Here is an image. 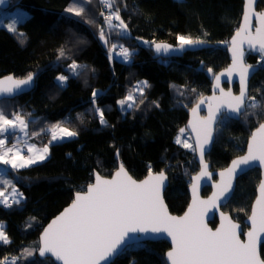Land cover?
Instances as JSON below:
<instances>
[{
    "label": "trees",
    "instance_id": "16d2710c",
    "mask_svg": "<svg viewBox=\"0 0 264 264\" xmlns=\"http://www.w3.org/2000/svg\"><path fill=\"white\" fill-rule=\"evenodd\" d=\"M10 5L21 6L29 16L15 32L0 25V77L11 74L23 78L33 73L35 78L29 92L0 100V107L8 117H12L11 113L22 115L31 133L48 138L46 130L61 122L78 135L49 144L44 161L11 171L14 186L24 198L19 205L9 204L10 207L0 202V221L5 223L4 231L9 237V243L0 242V262L56 264L49 257L39 258L35 251L44 224L71 202L75 192L86 189L93 171L109 176L118 161L138 179L149 173V166L152 172L164 170L169 178L164 192L166 203L171 212L180 214L188 202L189 176L198 165L193 151L177 144L175 137L181 128L185 129L190 107L210 93L214 74L229 62L226 48L238 27L242 0H112L109 11L120 9L121 18L128 24V35H117L115 29L109 32L102 19L100 0H11ZM262 6L259 0L257 9ZM69 7H84L83 16L68 13ZM100 27H105L109 46L115 41L117 47L131 50L128 62L110 58L108 49L98 40ZM158 31L213 45L175 50L168 57L156 56L152 42ZM138 37L149 40L148 45L138 44ZM61 47L66 49V55L58 60ZM74 60L88 66L81 69L79 78L72 77L67 69ZM259 60L260 55L246 56L247 63ZM59 75L69 76L64 88L57 86ZM144 81L148 86L141 95L137 86ZM93 90L100 92L96 106L104 109L108 126L100 125L93 109ZM249 90V96L264 106V62L251 78ZM129 92L133 93L134 106L126 107L123 113L117 102ZM248 111L257 114H249L247 119L241 115L239 120L220 118L214 143L206 155L211 169L223 168L242 153L251 131L264 121L260 108ZM258 180L256 168L238 178L231 199L223 207L234 219L242 221L247 216ZM208 192L205 187L203 194ZM215 223L216 220L210 222L212 226ZM168 248L166 240L133 243L111 264H166L164 252ZM25 249L33 254L28 256ZM261 256L264 259V243ZM5 258H12V262Z\"/></svg>",
    "mask_w": 264,
    "mask_h": 264
},
{
    "label": "snow or ice",
    "instance_id": "6c2138e0",
    "mask_svg": "<svg viewBox=\"0 0 264 264\" xmlns=\"http://www.w3.org/2000/svg\"><path fill=\"white\" fill-rule=\"evenodd\" d=\"M85 3H91V0H83ZM109 9H112V0H101ZM4 0H0V4ZM249 6L253 5V0H247ZM77 17L84 14V7H69L66 9ZM104 23L109 32L118 30L117 35H125L128 32V24L121 18L120 9L109 11L107 15L102 11ZM259 26L255 28V33L251 32L250 13L244 12V24L236 31L232 38L233 45V65L229 70L239 72L240 91L239 95L233 96L231 92L223 93L221 103L215 110L209 106V115L206 119L191 123L193 131L197 132L195 146L190 144L187 139L183 142L178 137L177 144H181L186 149H191L199 154V163L202 165L200 177L210 178L212 173L207 171L208 164L205 162L206 145L212 140V123L218 118L217 113L221 107L231 113L242 115L245 119L249 114L256 115V112L249 113L248 109L260 108L261 115H264V106L256 97L248 95V78L250 69L255 70L254 65L243 63V51L238 47L239 42H247L249 47L260 53V60L257 64L264 62V12L256 14ZM119 23L114 24L113 20ZM18 23L13 19L12 24L8 25V30L15 32V25ZM91 23H94L92 21ZM243 34V35H242ZM18 35L23 36L22 33ZM98 38L104 43H109V38L105 33V27H100ZM179 49L185 46L204 43L201 40H193L184 35H178ZM80 43L81 41H77ZM23 44V39L20 40ZM148 43V42H145ZM154 43L155 52L161 51L167 53L173 50L172 45L163 43ZM120 51L117 54L124 62H128L133 55L128 48L119 46ZM117 45L113 44L109 49V55ZM57 59L66 55V49H58ZM87 69L86 65H79L75 60L67 66L68 72L74 78L82 75L81 69ZM95 71V69H90ZM212 72V69H208ZM69 76L59 75L56 77L59 88L66 87ZM219 82L220 76H216ZM34 84V74L29 73L23 79H14L12 75L0 79V93L12 94L30 88ZM148 86L147 81L140 82L137 91L143 95L144 87ZM193 91H195L193 89ZM100 95L98 90L92 92V104L95 113L98 115L101 126H108L105 119L104 109L96 106V97ZM183 95V93H181ZM251 101V103H246ZM143 103V100H141ZM205 103L203 99L192 109L195 113L201 104ZM122 111L134 106V96L129 94L124 99L118 101ZM155 106H159L153 102ZM13 118L9 119L5 109L0 107V134L8 133L14 135L17 130L24 132L28 128V123L19 113H11ZM31 115V114H29ZM83 122V121H81ZM57 122L51 126V141L65 142L78 135L77 131L70 130L68 127L60 126ZM41 131H44L42 129ZM180 133L184 134L185 129L181 128ZM38 135V133H33ZM5 139H0V165L10 166L11 169H27L47 158L48 146L45 145L39 152H34V146H29L27 151L29 155H24L17 148L16 144L4 148ZM9 153L12 155L9 156ZM118 155V153H117ZM258 161L264 166V123H260L255 132L252 133L248 143V153L232 162V166L221 172L222 182L215 187L218 191L214 192L207 201L198 200L195 192L198 184H193V200L188 211L181 217L169 215L167 208L161 196V189L164 187L166 174L164 170L159 173H153L149 166L148 176L137 182L125 170L123 164H120L118 170L112 179H104L100 175H95V183L87 187V191L76 192L74 199L69 207L57 216L51 223L44 228L41 242L35 251H38L41 257L46 253H51L57 260L63 264H101L102 261H109L116 256L130 241H136V236L130 233L142 234H160L167 233L171 237L173 247L167 252V258L171 264H264L257 252V241L261 233H264V181L259 185L260 195L252 208L251 215L248 217L251 227L247 232L240 230V225L234 223L225 214L221 213L222 223L219 228L212 231L204 223V216L208 212V205L217 207L221 198L226 199L232 188L231 177L236 173L241 165H249ZM227 174L228 179L223 180ZM200 177L196 179L199 180ZM25 178H21L23 180ZM7 183V181H4ZM13 193L17 189L13 187ZM2 195V193H0ZM24 196L22 192L18 193V198L14 196L13 202L19 205ZM6 206L7 200L4 201ZM31 227V225H29ZM246 236V241L241 240L240 236ZM0 242L9 243V237L2 227H0ZM28 256L32 251L25 249ZM7 260V258H5ZM2 264V262H0Z\"/></svg>",
    "mask_w": 264,
    "mask_h": 264
},
{
    "label": "water",
    "instance_id": "95a60500",
    "mask_svg": "<svg viewBox=\"0 0 264 264\" xmlns=\"http://www.w3.org/2000/svg\"><path fill=\"white\" fill-rule=\"evenodd\" d=\"M258 2H259V0H253V5L249 6L247 4V0H242V12H241V16H240V20H239V24H238L237 29L244 24V12L247 10L250 13L251 32L253 34L255 33V28L257 26H259V21L256 18V14H258L260 12H264V0H262L263 6L260 9H257ZM10 3H11V0H4V3L0 4V9L5 10V9L9 8L10 7ZM237 29L232 33V35L228 39V44H227V48H226L227 49L228 58H229L228 64L224 68L220 69L219 71H217L214 74V76L212 78L210 93L199 97L196 100V102L190 107V109L188 111V117H187V120H186V123H185V129H186L187 133L189 134V136L191 138L193 146H195V139H196V136H197V132L192 130L191 123L199 121V120L206 119L208 117V115H209V106L211 105V108L213 110H215L217 105L221 103V98L223 97V93L231 92V94L233 96L239 95V91H240L239 72L238 71H232L231 74L229 75V70L232 68V65H233L232 38L236 35ZM237 39H238V47H239V49L241 51H243V63L246 64V65H254V66H256L255 70L250 69V75H249V78H248V95H250V90H249L250 80L253 77V75L258 71L259 65L257 63H247L246 62V56H247L248 53H250L252 55H260V53L258 51H256L255 49L250 48L246 41L243 42V43H240L239 42L240 38H237ZM98 40H99L100 44L102 45V47L105 50H107L108 49V44H104L99 38H98ZM157 43H163V42H157ZM163 44H168V43H163ZM168 45H172L173 46V50H171V51H169L167 53H165L163 51H161L160 53H156L155 52V47L153 45V50H154L155 55L156 56H161V57H168V56H171L175 50H186V49L195 50V49H200V48H208V47H211L213 44L204 42V43H201V44L185 46V48H183V49H179V47L177 45H173V44H168ZM9 75H11V74L1 76L0 79H3L4 77L9 76ZM216 76H220L219 82L216 80ZM13 78L14 79H23L25 77L16 78V77L13 76ZM34 78H35V76H34ZM234 85L237 86L236 90L234 89ZM32 88H33V86L30 87V88H25L23 91L14 92L12 94H2V93H0V100L6 99V98H14V97H16V96H18L20 94L29 92ZM221 89H223V93L221 92ZM201 99H203L205 101V103L201 104L200 107L197 109V111L195 113H193L192 109L194 107H196V105L200 102ZM246 103H247V101H246ZM223 116H226L227 118H230V119L239 120L241 115H238V114H235V113H231V112L227 111V109L224 108V107H221L220 112L217 113V117L218 118L212 123V126H211L212 130H213L212 131V140L209 142L208 145L205 146L206 147L205 162L208 164L207 171L212 173V175H211L210 178L200 177V172L202 170V165L199 163V154H198V152L194 153V159H195V161H196V163L198 165V169H197V171L195 173H193V174H191L189 176V184L187 185L188 202H187L186 207L184 208V210L180 214L171 212L169 207H168V205H167V203H166V200H165V197H164V192H165V190H166V188H167V186L169 184V178H168V174L164 171L165 174H166V180H165V183H164V187L161 189V196H162L163 202H164V204H165V206L167 208V211H168L169 215L176 216V217H181V216H183L185 214V212L188 211V208L192 204V200H193V184H198V188H197V190L195 192L196 198L198 200H201V201L209 200L212 197L213 193L218 191V188L215 187V186L221 184V182H222V177L220 176V173L221 172H226V170L232 166V162L234 160H237V159L247 155V153H248V143H249V140L251 138L252 133L256 131V129L259 127L260 123H264V121L260 122L251 131L250 135L248 136V138L246 140L245 148H244V151L242 153L232 157L231 160L227 163V165L224 166L223 168L211 169V163L206 159V155L210 152V150L212 148V145H213L214 140H215V129H216V126H217L220 118H222ZM31 120L35 121L36 119L34 118V119H31ZM117 153H116V159L119 160V155H117ZM120 164H122V163L120 161H118L116 169H114L113 172L111 173V175H109V176H104V175L100 174L97 171H93L92 180H91L90 183L87 184L86 189L84 191H87V187H88L89 184L95 183V175L96 174L100 175L104 179H109V180L112 179L113 176L115 175V172L118 170ZM124 168L128 172V174L134 180H136L137 182L144 180L148 176V173H147L144 177L138 179V178H135L127 170V168L125 166H124ZM255 168L259 170V180H258V183H257V185L255 187V195H254V197H253V199L251 201L250 209H249V212H248L247 216H245L242 221H238V220L234 219L233 216L231 215V213L229 211L225 210L223 207L231 199V197H232V195H233V193L235 191L238 178L241 175H243V174L247 173L248 171L253 170ZM159 172L160 171H156V172H153V173L155 174V173H159ZM197 177H200L199 180L196 179ZM227 179H228V176L226 174L225 177L223 178V180H227ZM262 181H264V166L260 165V163L258 161L253 162L252 164H249V165H241L237 169L236 173L231 177L232 188L230 189V194H226L227 198L226 199L221 198V200L218 202V206L217 207H212L211 204L208 205V209L209 210L204 216V223L207 225V227L209 229H211L212 231H215L217 228H219L221 226V223H222L221 213H223L228 218H230L234 223L240 225V230L242 232H247L249 230V228L251 227V224H250V221L248 220V217L251 215L252 208H253V206L256 203L257 197L260 195L259 185H260V183ZM205 187L209 188V192L207 194H203V189ZM75 193L73 195V199H74ZM72 200H71V202H72ZM71 202L69 204H67L66 206H64L56 215H54L53 217H51L50 219H48L46 221V223L44 224V226H43V228H42V230H41V232L39 233V236H38L39 245H40V242H41V236H42L44 228H46L48 226V224L52 222V220H54L57 216H59L64 211L65 208L69 207ZM213 220H216V223H215L214 226H212L210 224V222L213 221ZM243 225H245V227H243ZM129 235L136 236L138 238V240L128 242L126 245L123 246L122 250L126 246H128L130 244H133V243L146 242V241L152 242V241H157V240H166L168 242V244H169V248L164 252V259H165L166 264H171V261L168 260V258H167V252L171 250V248L173 247V244H172L171 237L167 236V233L147 234V235L142 234V233H134V234L130 233ZM240 239L246 241L247 238H246V236L241 234ZM263 243H264V233H261L259 238H258V241H257V252H258V255H259L261 260H264L262 258V256H261V245ZM122 250L120 252H122ZM120 252L116 256L110 258L109 261H107V262L102 261L101 264H111L114 261V259L120 254ZM37 255H38L39 258L49 257L56 264H63L62 261L57 260L56 257L53 256L51 253H46V255L44 257H41L39 255L38 251H37Z\"/></svg>",
    "mask_w": 264,
    "mask_h": 264
},
{
    "label": "crops",
    "instance_id": "0c3cea01",
    "mask_svg": "<svg viewBox=\"0 0 264 264\" xmlns=\"http://www.w3.org/2000/svg\"><path fill=\"white\" fill-rule=\"evenodd\" d=\"M50 138L51 136L47 138L42 134L33 135V133H31L28 128L24 132L17 130L16 133L12 135V140H5L6 143L4 148L6 149L8 147H11L13 144H16L17 148H19L23 152V154L26 155V153H28L27 148L29 146H34V152H39L44 148V146H42L43 144H45L44 140H48L47 144H51L49 143L51 141ZM0 139H4L3 137L1 138V134ZM11 155L12 154L9 153V156ZM13 170L14 169H11L10 166L0 165V193H2V195H0V202L3 204H5V200H7V204H15L13 202V198L14 196L18 198L19 190L14 186V181L11 173V171ZM4 181H7V183H4ZM13 187L18 190L15 194L12 191Z\"/></svg>",
    "mask_w": 264,
    "mask_h": 264
},
{
    "label": "rangeland",
    "instance_id": "374dc122",
    "mask_svg": "<svg viewBox=\"0 0 264 264\" xmlns=\"http://www.w3.org/2000/svg\"><path fill=\"white\" fill-rule=\"evenodd\" d=\"M28 16H29V13H28L24 8H22L21 6H19V5H10V7L7 8V9H5V10L0 9V25L8 30V25L12 24L13 19H16V20L18 21V23L15 25V28H16V30H17V26H18V24H20L21 22H23ZM117 23H119V22H117ZM9 31H10V30H9ZM128 34H129V33L127 32V34H125V35H128ZM154 39H155V42H163V43H168V44H173V45L179 43V41H178V39H177V36H173L172 34L165 33V32H162V31H158V32L155 34V38H154ZM136 41H137L138 44H141V45H143V46L148 45V43H149V40H147V39H145V38H141V37H138V38L136 39ZM145 42H148V43H145ZM113 44L117 45L115 41H113L112 43H110V46H109V48H108V52H109V49H111V47H112ZM118 46H119V45H118ZM126 47H127V46H126ZM126 47H125V48H126ZM114 51H115V49L112 51V53H114ZM129 51H131V50L129 49ZM114 56H115V58H117V59H119V60H122V59H121L116 53H115ZM122 61H123V60H122ZM129 94H132V95H133V93L129 92V93H127L124 97L120 98L118 101L124 99V98L127 97ZM247 103H248V101H247ZM117 104H118V102H117ZM118 107H119V109L122 111L121 106H120L119 104H118ZM125 109H126V107H125ZM125 109L122 111L123 113L125 112ZM8 118L11 119V118H13V117H8ZM222 118H223V117H222ZM222 118H221V119H222ZM56 124H57V123H56ZM60 126L65 127V126L62 125V124H60ZM186 132H187V131H186ZM2 137H3V136L1 135V138H2ZM178 137L181 139L182 142H183L184 139H187L188 142H189L190 144H192L191 138H190V136H189L188 133H187V134H186V133L181 134V133L179 132V133L177 134V136L175 137V139H177ZM3 138H4V137H3ZM4 139H5V138H4ZM50 139H51V138H50ZM50 139H49V140H50ZM5 140H6V139H5ZM6 141H7V140H6ZM181 144H182V143H181ZM45 145H47L48 148H49V144L45 143V144H43L42 146H45ZM190 150H191V149H190ZM193 153H194V152H193ZM48 155H49V154H47V157H48ZM4 226H5V223H4L3 221H0V227H2V228L4 229ZM6 262L11 263V262H12V258H8V259L6 260Z\"/></svg>",
    "mask_w": 264,
    "mask_h": 264
},
{
    "label": "built area",
    "instance_id": "2783aa9c",
    "mask_svg": "<svg viewBox=\"0 0 264 264\" xmlns=\"http://www.w3.org/2000/svg\"><path fill=\"white\" fill-rule=\"evenodd\" d=\"M100 11H101V12L103 11V12L105 13V15H107L108 12H109V8L107 7V5L104 4V3H102L101 0H100ZM102 19H103V22H104V17H103V16H102ZM104 24H105V23H104ZM106 30H107V29H106ZM119 51H120V47L118 46V47L115 49L114 53H111V56L115 55V53L118 54ZM47 135H48V136H51V130H50V129H47ZM3 137H4L7 141H10V140H11V135H9L8 133L3 134Z\"/></svg>",
    "mask_w": 264,
    "mask_h": 264
}]
</instances>
